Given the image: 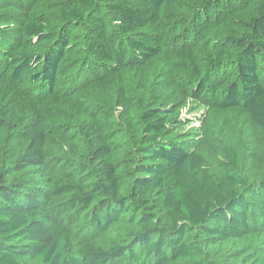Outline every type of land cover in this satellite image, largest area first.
<instances>
[{
  "label": "trees",
  "instance_id": "16d2710c",
  "mask_svg": "<svg viewBox=\"0 0 264 264\" xmlns=\"http://www.w3.org/2000/svg\"><path fill=\"white\" fill-rule=\"evenodd\" d=\"M0 264H264V0H0Z\"/></svg>",
  "mask_w": 264,
  "mask_h": 264
}]
</instances>
